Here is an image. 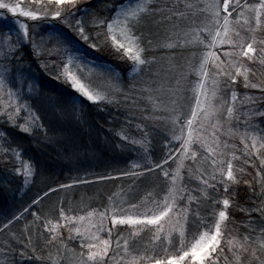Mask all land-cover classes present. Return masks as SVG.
<instances>
[{"label":"snow or ice","instance_id":"snow-or-ice-1","mask_svg":"<svg viewBox=\"0 0 264 264\" xmlns=\"http://www.w3.org/2000/svg\"><path fill=\"white\" fill-rule=\"evenodd\" d=\"M0 10L15 18L0 12V170L27 186L39 171L25 141L67 153L75 141L64 133L94 126L126 165L118 176L131 181L107 205L61 204L56 218L38 207L57 192L49 185L0 222L5 264H264V0H0ZM26 50L66 87L39 82ZM249 65L262 69L259 82ZM238 78L261 96L241 98ZM90 109L111 127L90 120ZM250 163L258 187L242 180ZM86 183L78 176L58 187ZM238 211L249 216L244 232ZM25 214L40 221L35 239L28 223L13 230Z\"/></svg>","mask_w":264,"mask_h":264},{"label":"trees","instance_id":"trees-1","mask_svg":"<svg viewBox=\"0 0 264 264\" xmlns=\"http://www.w3.org/2000/svg\"><path fill=\"white\" fill-rule=\"evenodd\" d=\"M28 2L29 0L23 2L24 7L29 4ZM24 20L26 21V18H24ZM28 23L31 24L33 22L29 21ZM224 48L227 50L228 46L225 45ZM99 54L105 55L108 60L114 59L111 55L106 53ZM186 54L187 53H185V55ZM26 59L31 63L33 72L39 82L47 87H66L45 74L43 69L38 66V63L27 55V50ZM165 66L167 65L165 64ZM249 66L253 67L256 73L255 75L250 76V79L253 82H259L262 69L256 65ZM241 81L242 78H238L236 83V90L241 98L244 93H248L254 98H259L261 96L259 89H244ZM89 111L91 112V116L89 117L90 120L99 122L105 129L111 127V125L104 124V121L101 119L103 114H97L96 109H90ZM255 122L259 123V119L256 118ZM236 126L241 127L242 130L241 125ZM88 133H90V135ZM107 136L108 133L106 131L96 129L94 126H85L80 132L70 129L68 132L64 133V137L66 140H74L75 146L69 143L67 145V153H65L64 148L60 146L44 148L41 150L38 146H34L25 141L26 146L29 148L28 155L31 156L36 163L39 175L33 179L32 183L24 186L22 177L13 176L10 172L0 170V185H8V182L11 181L9 187L12 189L11 193H4V199L0 200V222H4V216L10 212L22 211L23 207L31 203L33 197L43 196V192L47 190L49 185L53 188H57V192L50 193L48 197H44L38 207L44 213H50L51 218H56L57 209L61 204L65 206L71 204L74 208H84L85 206H88L89 209L100 208L101 205H107L108 197L114 193H120L122 190L127 192L130 188L131 181L126 177H119L116 171L118 169H124L126 165L115 151L111 150L110 147L105 148V138ZM221 140H228V143L235 144L237 149L243 148V144L238 137L229 138L221 135ZM82 144H87L89 147L87 149L79 147ZM96 145H99V147H96ZM239 154L240 152L237 151V155ZM68 157H71V159ZM25 159H27V157H25ZM133 159H135V156H133ZM169 163L171 164V161H169ZM187 164H191V161H186V165ZM3 167L5 166L0 165V169ZM7 167L10 168L11 165H7ZM256 167H259V165L257 164ZM77 169H79V171H77ZM103 174H110L113 176V179L98 180L97 176ZM78 176L84 177L89 183L74 184L69 189H59L58 185L71 184L72 179ZM255 177L256 168H254L251 163L246 165L245 174L243 175L242 180H248L253 186L258 187V182ZM190 187H195V182L190 185ZM251 196L252 193L249 190V186L242 182L240 185V203L245 209L250 206L251 201L249 200V197ZM35 210L36 206H34L33 209H30V211ZM79 214L82 215L84 213L80 212ZM252 218L258 220V214L253 213ZM248 219L249 216L246 212L238 211L235 215L236 231L244 232V227L242 225H244ZM25 223H28L33 229L32 234L35 239L36 229L39 227L40 221H36L35 224H32V217L27 214H25V219H22L15 224L13 230L19 233L23 229ZM63 231L65 236L64 242L67 243L70 248L75 247L77 248V251H79L75 241H69L67 239V230L64 229ZM236 231L233 232V235L236 234ZM42 233L43 230H41V244L44 243ZM73 236H75V234H73ZM5 239V236L0 235V249H3ZM149 240L150 237L145 236L140 243L145 247H151ZM5 261L6 257L4 252L0 250V264H5ZM22 264H40V261L24 260Z\"/></svg>","mask_w":264,"mask_h":264},{"label":"rangeland","instance_id":"rangeland-1","mask_svg":"<svg viewBox=\"0 0 264 264\" xmlns=\"http://www.w3.org/2000/svg\"><path fill=\"white\" fill-rule=\"evenodd\" d=\"M26 0H20V2H21V6L22 7H24V5H23V2H25ZM13 2H15V1H13ZM29 3V2H28ZM0 12H4L5 13V19H7V20H9V21H11L12 19H15V18H13L12 16H11V13H7L6 12V10H0ZM19 19L20 20H22V21H24V22H29V21H27V18H26V21L24 20V17H19Z\"/></svg>","mask_w":264,"mask_h":264}]
</instances>
